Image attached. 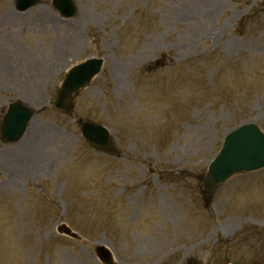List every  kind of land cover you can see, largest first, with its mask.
Here are the masks:
<instances>
[{
	"label": "rangeland",
	"instance_id": "obj_1",
	"mask_svg": "<svg viewBox=\"0 0 264 264\" xmlns=\"http://www.w3.org/2000/svg\"><path fill=\"white\" fill-rule=\"evenodd\" d=\"M74 2L63 20L51 0L23 13L0 0V123L14 100L37 111L23 138L0 141V264H101L98 245L116 264L249 261V236L228 259L215 243L264 227V168L207 210L196 179L229 130L264 132V0ZM88 57L102 72L61 114L63 74ZM80 119L104 125L119 156L91 150Z\"/></svg>",
	"mask_w": 264,
	"mask_h": 264
},
{
	"label": "water",
	"instance_id": "obj_2",
	"mask_svg": "<svg viewBox=\"0 0 264 264\" xmlns=\"http://www.w3.org/2000/svg\"><path fill=\"white\" fill-rule=\"evenodd\" d=\"M15 3L17 9L23 11L37 5L39 0H15ZM52 4L66 18L73 16L75 12L72 0H53ZM101 68L102 60L99 59H90L73 67L57 92L54 106L61 110H70L79 90L87 86ZM33 114L31 109L20 103L11 104L1 126V138L7 143L19 140ZM80 131L93 147L115 153L111 138L104 128L89 122H81ZM263 165L264 135L258 127L245 124L229 132L223 140L220 152L209 165L205 180V204H210L215 190L228 177L258 169ZM58 231L76 237L64 225L59 227ZM96 254L104 263L112 264L110 253L104 247H98Z\"/></svg>",
	"mask_w": 264,
	"mask_h": 264
}]
</instances>
